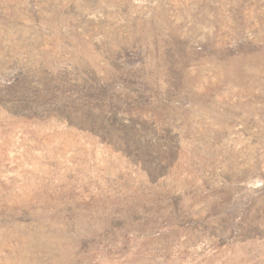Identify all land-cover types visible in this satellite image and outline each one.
Segmentation results:
<instances>
[{"label": "rangeland", "instance_id": "1", "mask_svg": "<svg viewBox=\"0 0 264 264\" xmlns=\"http://www.w3.org/2000/svg\"><path fill=\"white\" fill-rule=\"evenodd\" d=\"M0 264H264V0H0Z\"/></svg>", "mask_w": 264, "mask_h": 264}]
</instances>
